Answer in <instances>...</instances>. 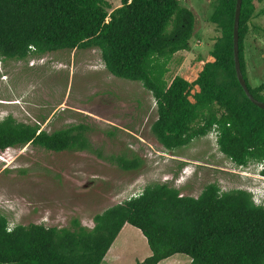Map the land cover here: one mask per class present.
Returning a JSON list of instances; mask_svg holds the SVG:
<instances>
[{
	"label": "trees",
	"instance_id": "trees-1",
	"mask_svg": "<svg viewBox=\"0 0 264 264\" xmlns=\"http://www.w3.org/2000/svg\"><path fill=\"white\" fill-rule=\"evenodd\" d=\"M220 2L223 41L190 78L167 83L156 64L190 49L196 17L179 0H121L114 10L107 0H0V58L98 48L111 75L141 82L153 94L158 119L152 132L164 148L179 149L216 132L220 151L237 166L264 163V110L248 99L235 69L237 0ZM255 12V0H243L240 61L252 95L264 102V83L252 88L246 73L245 42ZM225 74L235 91L217 82ZM87 131L77 125L49 133L7 117L0 121V151L28 145L56 153L89 151ZM118 163L127 171L140 166L137 160ZM126 224L142 232L152 252L136 264H160L177 254L191 264H264V206L247 190L221 192L216 184L197 198L168 184L147 187L95 215L93 228L78 220L72 228H10L0 211V264H102Z\"/></svg>",
	"mask_w": 264,
	"mask_h": 264
},
{
	"label": "rangeland",
	"instance_id": "rangeland-1",
	"mask_svg": "<svg viewBox=\"0 0 264 264\" xmlns=\"http://www.w3.org/2000/svg\"><path fill=\"white\" fill-rule=\"evenodd\" d=\"M107 1L113 10L121 6V0ZM179 1L194 12L195 33L188 51L156 62L167 83L175 76L193 77L223 41L221 0ZM259 2L264 0H255L257 6ZM259 23L264 50V19L251 21L253 27ZM260 54L253 60L256 78L247 76L252 88L264 83ZM217 82L235 91L228 75H219ZM7 117L38 124L49 133L83 125L91 144L84 152L56 153L33 145L0 151V211L10 228H72L74 220L93 228L95 215L157 184L195 198L209 184L221 192L247 190L264 206V163L237 166L220 151L216 132L179 149L164 148L152 132L158 119L153 94L141 82L111 75L98 48L58 50L24 60L0 58V121ZM119 159L137 160L140 166L123 170ZM132 243L137 248L119 264H136L147 255L144 250L150 252L143 235Z\"/></svg>",
	"mask_w": 264,
	"mask_h": 264
},
{
	"label": "crops",
	"instance_id": "crops-1",
	"mask_svg": "<svg viewBox=\"0 0 264 264\" xmlns=\"http://www.w3.org/2000/svg\"><path fill=\"white\" fill-rule=\"evenodd\" d=\"M262 4H264V2H259L258 3L259 6L256 5V12L253 17L252 23H254L255 20H260L261 22L264 19V7H263L264 5ZM252 28L256 29L255 33L252 31ZM258 32L262 33V30L260 28V23L254 27L253 24L250 23V32L245 42L246 73L250 79L256 78L255 76L257 71H255V66H254L255 62L253 61L254 57H256V55H258L261 52L260 56L261 58L264 59V50L262 48L263 42H261L262 37H259ZM255 46H260V47L255 48ZM130 226L131 225L129 224H126L124 226L119 236L117 237L116 241L112 245L111 249L108 251L102 264H119L121 262L127 261L130 258L131 254L128 253L129 250L131 251L132 248L133 249L137 248L135 247V245H133L132 239L136 237H140V235H143L139 229L136 228L137 230L135 229L133 230V228H130ZM143 237L145 238L148 246L146 237L144 235ZM122 239L123 241H121ZM143 253H146L147 255H144L141 261L145 260L146 258L152 255L151 250L150 252L144 250ZM183 256L185 255H180V254L174 255L166 260H163L160 264H191V259L186 256L188 259L184 260V258H182Z\"/></svg>",
	"mask_w": 264,
	"mask_h": 264
},
{
	"label": "water",
	"instance_id": "water-1",
	"mask_svg": "<svg viewBox=\"0 0 264 264\" xmlns=\"http://www.w3.org/2000/svg\"><path fill=\"white\" fill-rule=\"evenodd\" d=\"M242 3L243 0H237L236 4V11H235V22H234V34H233V41H234V61H235V69L237 74V79L243 88L246 96L248 99L256 105L258 108L264 110V102L256 99L247 84V81L243 75L241 61H240V47H239V27H240V17H241V10H242Z\"/></svg>",
	"mask_w": 264,
	"mask_h": 264
},
{
	"label": "built area",
	"instance_id": "built-area-1",
	"mask_svg": "<svg viewBox=\"0 0 264 264\" xmlns=\"http://www.w3.org/2000/svg\"><path fill=\"white\" fill-rule=\"evenodd\" d=\"M0 158H1V156H0Z\"/></svg>",
	"mask_w": 264,
	"mask_h": 264
}]
</instances>
